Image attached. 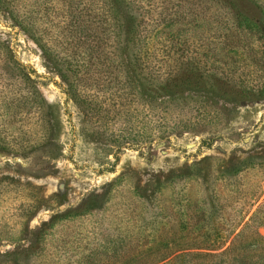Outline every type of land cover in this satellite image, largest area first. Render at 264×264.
Returning a JSON list of instances; mask_svg holds the SVG:
<instances>
[{
    "label": "rangeland",
    "instance_id": "1",
    "mask_svg": "<svg viewBox=\"0 0 264 264\" xmlns=\"http://www.w3.org/2000/svg\"><path fill=\"white\" fill-rule=\"evenodd\" d=\"M128 1L154 68L201 76L188 129L118 87L115 0H0V264H231L264 237V0Z\"/></svg>",
    "mask_w": 264,
    "mask_h": 264
},
{
    "label": "trees",
    "instance_id": "2",
    "mask_svg": "<svg viewBox=\"0 0 264 264\" xmlns=\"http://www.w3.org/2000/svg\"><path fill=\"white\" fill-rule=\"evenodd\" d=\"M125 1L118 0L117 2V0H115L119 7L120 15L112 19L114 22L116 21L119 30H121L122 39H125L129 51L128 64L131 68L130 71L125 72V75L121 73V78L120 81L117 82V85L120 89L123 88L128 92V96L139 98L140 104L143 106L144 111H146L145 117L150 119L149 123H157L159 126L163 125L167 128H171L173 131L188 129L189 123H172L169 121L168 117H174L177 110L181 111L179 106L180 103H182V99L190 98L191 93L201 90L199 86V82L202 81L200 78L201 76L200 74H195L197 72L188 70L182 71L181 73L167 71L166 74L163 75L160 71L156 70L154 64L151 62L152 60L150 58H145L147 56L146 51H148L147 47L145 45L142 46L143 48L141 47L142 35L145 31L144 16L137 14L141 8H138L134 3H130L128 0ZM121 13L124 18H122ZM124 28L125 30L123 32ZM118 46L121 47L120 41L117 42V47ZM192 74L195 75L193 80H191ZM26 80L30 79L26 77ZM243 97L245 98V96ZM157 138L162 139L160 136ZM120 145L121 144H119L118 147H121ZM246 227L247 223L243 226L244 229L233 237L230 241V245L218 254L219 257L225 258L223 263L250 264L249 262L253 261L254 257L258 260L256 263L254 262L255 264H261L262 261H264V248H258L257 246V244L260 245L264 243V237L255 233L253 239L256 243L248 242L243 239ZM227 241L228 238L223 244ZM223 244L220 246L222 247ZM226 256H230L231 259L229 262H226Z\"/></svg>",
    "mask_w": 264,
    "mask_h": 264
}]
</instances>
